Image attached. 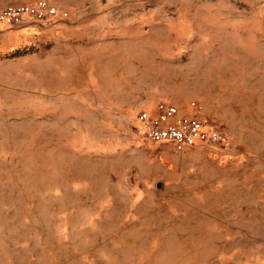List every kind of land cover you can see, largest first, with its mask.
Here are the masks:
<instances>
[{"label": "rangeland", "instance_id": "1", "mask_svg": "<svg viewBox=\"0 0 264 264\" xmlns=\"http://www.w3.org/2000/svg\"><path fill=\"white\" fill-rule=\"evenodd\" d=\"M41 1L0 19V264H264V0ZM160 100L226 141H150Z\"/></svg>", "mask_w": 264, "mask_h": 264}, {"label": "built area", "instance_id": "2", "mask_svg": "<svg viewBox=\"0 0 264 264\" xmlns=\"http://www.w3.org/2000/svg\"><path fill=\"white\" fill-rule=\"evenodd\" d=\"M54 10L53 7H48L38 0L31 6L17 4L1 8L0 19L13 24L18 22L25 13L34 18H42L45 12L52 13ZM134 118L143 135L157 144L169 143L180 148L196 142L220 146L226 141L225 130L211 122L205 115L179 114L173 104L162 100L156 102L154 112L149 113L139 109Z\"/></svg>", "mask_w": 264, "mask_h": 264}]
</instances>
